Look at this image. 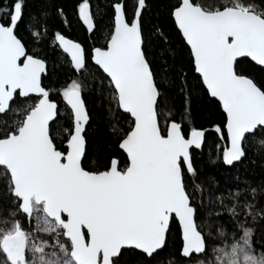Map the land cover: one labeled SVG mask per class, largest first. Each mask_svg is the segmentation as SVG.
<instances>
[{"label":"snow or ice","instance_id":"obj_1","mask_svg":"<svg viewBox=\"0 0 264 264\" xmlns=\"http://www.w3.org/2000/svg\"><path fill=\"white\" fill-rule=\"evenodd\" d=\"M37 3L26 11L28 0H0V198L12 217L0 226V264H121L125 249L140 264H159L162 253L173 255L165 249L174 223L180 238L174 255L187 264H264V180L256 184L237 171L221 186L214 176L202 177L195 162L208 145L213 166L233 169L247 160L264 170V80L236 67L250 59L264 69V0L166 5L194 84L163 26L145 34L147 0H134L131 11L126 0H109L107 32L90 50L60 29L49 33L47 9L67 23L64 9ZM75 11L94 33L90 0H78ZM44 40L73 73L57 88L42 79ZM197 87L217 102L220 122L205 127L192 120ZM86 88L102 96L123 161L100 152L85 166Z\"/></svg>","mask_w":264,"mask_h":264},{"label":"trees","instance_id":"obj_2","mask_svg":"<svg viewBox=\"0 0 264 264\" xmlns=\"http://www.w3.org/2000/svg\"><path fill=\"white\" fill-rule=\"evenodd\" d=\"M54 7H62L67 17V23L58 16L54 8H48L49 12L48 23H49V33L52 29H60L67 37L81 42L86 49L91 48L93 43H102L104 35L107 32L109 25L108 17V4L109 0H90L91 10L96 17L97 29L94 33L89 34L86 28L81 24L77 18L76 5L78 0H50ZM127 8L131 11L134 7V0H126ZM171 2V0H147V7L143 13L142 24L144 27L145 34L148 35L153 28L156 26H163V31L171 37L170 47H174L178 50V55L176 56V63L182 64L184 70L188 73L189 83L194 84L196 82L193 71L189 66L188 52L186 47L182 44L179 34L175 29L174 23L167 16L166 5ZM206 3L214 4L216 0H205ZM38 7L37 0H28L26 6V11L35 10ZM23 27V26H21ZM156 47L152 49L150 55H157L159 52V41L155 36L152 37ZM30 50L35 48V45H29ZM40 47L43 49V54L48 59V71L43 75L42 79L46 87L57 88L60 87L62 82L66 78L70 79L73 73L68 66L66 56L62 54L56 48H50L48 46V41L44 40L41 42ZM147 47V46H146ZM237 69L243 74H249L256 77V79L264 80V69L257 66L249 59H240L236 65ZM93 68L91 62L89 61V69ZM88 84L94 88L95 84L91 77H87ZM84 99L88 106L91 122L87 125L86 135L89 140L88 155L84 159L85 166H93L98 153L100 152H111L121 157L123 161L124 154L118 148L113 138L109 135L107 130L108 120L106 118V105L100 94L90 90L85 89ZM54 99L59 97L53 93ZM17 105L20 101H16ZM179 103V100L176 101ZM63 102H61V108H63ZM191 117L196 125H203L207 127L208 122L218 123L221 120L222 112L217 107V102L215 100H210L206 93H202L197 87L195 94L192 98L191 105ZM64 116L60 117L63 121ZM121 126L126 127L127 119L126 114L120 115ZM214 132H210L209 136H214ZM251 139V138H250ZM208 145L205 146L204 153H197L195 162L198 167L203 169L202 177L214 176L217 180L221 182V186L224 185L229 179L235 181L236 173L239 171L241 179H250L256 184H259L264 180V170H262L259 165H250L247 160L241 165H237L233 169L222 168L219 165L213 166L208 163L207 155ZM249 155H252L251 149L249 150ZM3 191V185L0 183V192ZM9 204L7 200L0 198V226H6L3 224V220L7 217L9 220L12 218L8 215ZM20 219L23 221L24 218L21 216ZM34 223V222H33ZM25 227H28L27 222H25ZM261 233L257 231L255 239L257 243L260 242ZM180 238L178 234L177 224L172 225V230L169 233L168 247L165 249V253H172L173 255H167L162 253L159 264H187L186 261L180 260L174 255L176 248L179 246ZM121 264H140L139 255L132 249H125L121 256Z\"/></svg>","mask_w":264,"mask_h":264},{"label":"water","instance_id":"obj_3","mask_svg":"<svg viewBox=\"0 0 264 264\" xmlns=\"http://www.w3.org/2000/svg\"><path fill=\"white\" fill-rule=\"evenodd\" d=\"M74 40V39H73ZM238 60H240V59H238ZM250 60V59H249ZM252 62V61H251ZM254 63V62H253ZM255 64V63H254ZM258 66V65H257Z\"/></svg>","mask_w":264,"mask_h":264},{"label":"rangeland","instance_id":"obj_4","mask_svg":"<svg viewBox=\"0 0 264 264\" xmlns=\"http://www.w3.org/2000/svg\"><path fill=\"white\" fill-rule=\"evenodd\" d=\"M46 238V237H45Z\"/></svg>","mask_w":264,"mask_h":264}]
</instances>
